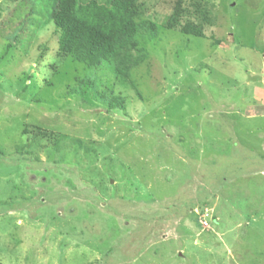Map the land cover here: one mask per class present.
Masks as SVG:
<instances>
[{"label": "rangeland", "instance_id": "374dc122", "mask_svg": "<svg viewBox=\"0 0 264 264\" xmlns=\"http://www.w3.org/2000/svg\"><path fill=\"white\" fill-rule=\"evenodd\" d=\"M56 2L0 0V264H264V0H138L132 84L58 61Z\"/></svg>", "mask_w": 264, "mask_h": 264}, {"label": "trees", "instance_id": "16d2710c", "mask_svg": "<svg viewBox=\"0 0 264 264\" xmlns=\"http://www.w3.org/2000/svg\"><path fill=\"white\" fill-rule=\"evenodd\" d=\"M178 5H175V15L166 22V29L177 24L180 15ZM141 7L138 0H105L102 3L98 0H57L51 12V21L57 36L58 61L61 63L69 57L88 68H102L103 72L100 73H105V68H109L114 73V79L129 81L132 70L145 60L143 50L138 48V41L143 39L150 42L158 33L157 25L144 18ZM197 12L199 16L209 18L208 11L197 9ZM180 32L182 35L203 38V24L186 22ZM89 82V79H82L80 83ZM102 89L98 92L101 98L106 97L109 90L105 86ZM112 101L116 99L112 98ZM21 135L24 136L23 140L32 142L34 146L46 138L54 140L56 150L60 148L59 134L39 126L23 124ZM71 142L76 147L84 148L87 154L94 152L93 148L85 146L81 138H72ZM27 150L18 152L25 154L29 160L30 151Z\"/></svg>", "mask_w": 264, "mask_h": 264}]
</instances>
